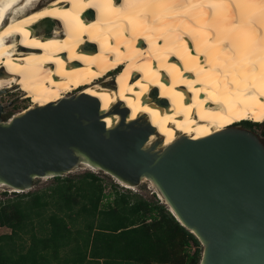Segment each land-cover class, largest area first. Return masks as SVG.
Listing matches in <instances>:
<instances>
[{"label": "bare ground", "instance_id": "bare-ground-1", "mask_svg": "<svg viewBox=\"0 0 264 264\" xmlns=\"http://www.w3.org/2000/svg\"><path fill=\"white\" fill-rule=\"evenodd\" d=\"M21 1L0 0V91L24 83L37 99L9 120L84 85L74 95L98 101L106 128L120 108L125 122L145 119V145L264 121V0H32L26 10Z\"/></svg>", "mask_w": 264, "mask_h": 264}, {"label": "water", "instance_id": "water-1", "mask_svg": "<svg viewBox=\"0 0 264 264\" xmlns=\"http://www.w3.org/2000/svg\"><path fill=\"white\" fill-rule=\"evenodd\" d=\"M2 111L0 103V184L24 192L36 178L85 165L130 185L147 177L200 242L199 264H264V144L253 130L231 124L198 139L145 145L153 132L145 119L125 122L120 108L119 123L106 128L98 101L85 94L11 120Z\"/></svg>", "mask_w": 264, "mask_h": 264}, {"label": "trees", "instance_id": "trees-1", "mask_svg": "<svg viewBox=\"0 0 264 264\" xmlns=\"http://www.w3.org/2000/svg\"><path fill=\"white\" fill-rule=\"evenodd\" d=\"M242 124L264 136V121ZM51 178L44 188L0 193V226L10 229L0 235V264H199L200 242L159 198L92 171Z\"/></svg>", "mask_w": 264, "mask_h": 264}, {"label": "rangeland", "instance_id": "rangeland-1", "mask_svg": "<svg viewBox=\"0 0 264 264\" xmlns=\"http://www.w3.org/2000/svg\"><path fill=\"white\" fill-rule=\"evenodd\" d=\"M30 1H32V0H22L20 8L22 7V9L26 10L28 8V3ZM35 1H37V0H35ZM18 11L20 13H23L20 10H18ZM116 67L117 68L118 67H123V65L119 64ZM115 68L111 69V71L109 70L110 74H109V76L107 78L106 77L105 78L101 77L102 79H105L104 81L106 83L107 82L109 83L110 81L115 83V79L118 76V75L116 76V72L117 71L114 70ZM99 79H100V77H99ZM83 88H84V85H81V86H78V88H76L75 90L69 91V92H66V93L64 92L63 94L68 96V95L76 93L77 90H80V89H83ZM2 90L0 91V103L3 106V111H2V114H1V118L3 120H8L13 114H15L16 112H19L22 109L28 107L33 101L36 102V99H37V96L34 94V92L30 88H28L27 85L24 84V83L20 84V86L19 85H15L13 88H6L5 87ZM87 90H88V88H87ZM91 92L96 93L97 95L100 96V94H98L97 92H94V91H91ZM144 117H147V119L151 121V117L150 116L146 115ZM245 119H249L251 121L250 118H245ZM256 120L259 121V122H262V120H259V119H256ZM234 124L242 126V127H245L242 124V121L241 122L240 121L239 122H235ZM251 130H253L255 133L258 134L260 140L264 144V136L260 133V130L258 128H253ZM197 133H198V131L195 132V134H197ZM156 139L157 138H155V140ZM85 171H92V172L96 173L97 175H99V177L105 179L104 181H112V183H115L117 185V187L119 189H121L122 191L127 192L128 190H130L132 193H137V194L143 196L144 198L148 199L149 201L158 199L157 195L155 193H153V192H155L154 189L150 186V183H148V182L141 183L140 185L134 187V190L133 189H126L121 184H119L113 177H111V176H109V175H107L104 172L99 171V170L95 171V170H91L89 168H82L81 167V168L75 169V170H73V171H71L69 173H66L63 176H69V177H74L76 175L79 176ZM52 182H53V180H52L51 177L36 178V180H35V182L33 184L32 190L47 187ZM109 190H110V187L108 186L106 188V191H109ZM2 191H6L8 194H10V191H12V190H10L8 187L0 186V193ZM5 196H7V195L0 194V198L1 199H3ZM158 201L160 203H163V201L160 200V199H158ZM5 231L6 232L10 231V229H8V228L6 229V228H3V227L0 226V233H5ZM13 257H14V259L17 258L16 256H13Z\"/></svg>", "mask_w": 264, "mask_h": 264}, {"label": "crops", "instance_id": "crops-1", "mask_svg": "<svg viewBox=\"0 0 264 264\" xmlns=\"http://www.w3.org/2000/svg\"><path fill=\"white\" fill-rule=\"evenodd\" d=\"M1 227H3V228H6L7 229V227H4V226H1ZM10 231H5V233H0V235H2V234H8ZM6 252V251H5ZM9 252V251H8ZM13 256H15V255H13ZM8 263L10 264V262L8 261Z\"/></svg>", "mask_w": 264, "mask_h": 264}, {"label": "clouds", "instance_id": "clouds-1", "mask_svg": "<svg viewBox=\"0 0 264 264\" xmlns=\"http://www.w3.org/2000/svg\"><path fill=\"white\" fill-rule=\"evenodd\" d=\"M122 185V184H121ZM123 186V185H122ZM123 187H125V186H123ZM9 188V187H8ZM126 189H130V188H127V187H125ZM9 189H11L12 191H13V189L12 188H9ZM132 189V188H131ZM11 192V191H10ZM155 194L157 195V197H158V194L155 192ZM159 198V197H158ZM160 199V198H159ZM161 200V199H160ZM166 205V204H165Z\"/></svg>", "mask_w": 264, "mask_h": 264}, {"label": "built area", "instance_id": "built-area-1", "mask_svg": "<svg viewBox=\"0 0 264 264\" xmlns=\"http://www.w3.org/2000/svg\"><path fill=\"white\" fill-rule=\"evenodd\" d=\"M11 190V189H10Z\"/></svg>", "mask_w": 264, "mask_h": 264}]
</instances>
